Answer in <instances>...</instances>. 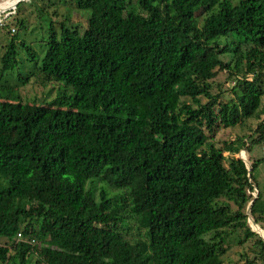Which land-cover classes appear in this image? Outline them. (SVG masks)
Masks as SVG:
<instances>
[{
  "label": "trees",
  "instance_id": "trees-1",
  "mask_svg": "<svg viewBox=\"0 0 264 264\" xmlns=\"http://www.w3.org/2000/svg\"><path fill=\"white\" fill-rule=\"evenodd\" d=\"M28 2L45 15L72 3L85 22L48 16L41 56L6 26L0 73L22 48L39 82L72 91L0 96V264H226L235 230L253 237L242 264H264L247 221L264 229L256 161L234 157L262 144L264 118L249 142L213 139L264 111V0Z\"/></svg>",
  "mask_w": 264,
  "mask_h": 264
},
{
  "label": "rangeland",
  "instance_id": "rangeland-1",
  "mask_svg": "<svg viewBox=\"0 0 264 264\" xmlns=\"http://www.w3.org/2000/svg\"><path fill=\"white\" fill-rule=\"evenodd\" d=\"M37 4L41 5L40 2H37ZM38 14L39 12L35 10L34 6L30 4L28 0H15V2L14 0H0V53L2 52L3 45L8 38L5 31L6 26L13 27L15 32H17L16 36L23 39L30 45L38 56H41L40 47L42 40H45V30L48 16L54 20H59L62 15H68L70 23L77 24L79 26H83L85 22L84 13L75 9L72 3H59L55 9L48 8L46 10V15L43 13ZM20 18L25 19V29L17 30L16 19L18 20ZM225 56L226 55H222L221 59L225 58ZM35 58L38 62L40 57L36 56ZM16 61L17 63L15 66L11 67V69L6 72L0 73V96L6 95L10 98H19L22 101L35 99L41 103L50 101L62 92L65 95L71 93V87H65L62 81L52 79L39 82L34 70L37 62L30 60L22 48H17ZM29 70L32 74H30L28 79H16L18 73L24 75L27 74ZM225 75L226 74L222 72L217 73L213 79V84L211 85V91L215 92L217 86L216 84H220V88H222L221 90H224L222 96L223 98L228 97V92L225 89L230 87L232 84V80L229 78L226 79ZM200 101L203 102L204 98L200 97ZM261 106H264V95L261 97ZM263 118L264 111L259 114L258 119L257 116H253L246 119L244 118L240 123L232 127H221L215 131L213 139L217 142H221L222 140H229L236 135H243L245 140L249 142L250 138L254 136V132L252 130L255 127V124L259 119ZM243 150H246L249 156L256 161L251 174L258 190L264 198V156L261 145L252 143L248 149H240L234 157H240L243 159ZM223 155H226V153H223ZM100 187L107 190V187L102 185V183H100V185L98 184V188ZM248 225L250 229L255 231L249 222ZM262 231L264 233V229H262ZM129 233L130 236H135L136 229L134 225H131ZM206 236L204 235V237ZM252 239L253 237L244 238L241 230H235L225 240V252L219 255L220 258L226 264H242V258H240L239 255L243 252L248 256L251 255Z\"/></svg>",
  "mask_w": 264,
  "mask_h": 264
},
{
  "label": "built area",
  "instance_id": "built-area-1",
  "mask_svg": "<svg viewBox=\"0 0 264 264\" xmlns=\"http://www.w3.org/2000/svg\"><path fill=\"white\" fill-rule=\"evenodd\" d=\"M11 31H13V27L10 28V32H11ZM263 131H264V127H263ZM261 148H262V152H263V156H264V139H263V141H262ZM256 192H257L256 188L253 187V190H252L251 194H252L253 196H255ZM15 236H16L17 240H24V239L22 238L21 233H20L19 231L16 232ZM29 242H33V239H30Z\"/></svg>",
  "mask_w": 264,
  "mask_h": 264
},
{
  "label": "water",
  "instance_id": "water-1",
  "mask_svg": "<svg viewBox=\"0 0 264 264\" xmlns=\"http://www.w3.org/2000/svg\"><path fill=\"white\" fill-rule=\"evenodd\" d=\"M240 158V157H239ZM241 159V158H240ZM246 168H247V170H250V166H246ZM252 201V200H251ZM251 201L248 203V206H247V208H246V213H248V210H249V205H250V203H251ZM247 221L250 223V225L252 226V224L253 225H255V226H257L258 228H259V230H261V228L252 220V218L250 217V216H247ZM255 230V232L259 235V237L262 239V240H264L263 239V237L261 236V234L259 233V231H257L256 229H254Z\"/></svg>",
  "mask_w": 264,
  "mask_h": 264
},
{
  "label": "crops",
  "instance_id": "crops-1",
  "mask_svg": "<svg viewBox=\"0 0 264 264\" xmlns=\"http://www.w3.org/2000/svg\"><path fill=\"white\" fill-rule=\"evenodd\" d=\"M243 149V148H242ZM243 159L241 158V160H243V162L245 163L246 166H250V163L255 161L253 160L249 154L246 152V150H243ZM246 152V153H245ZM259 231H262V230H259Z\"/></svg>",
  "mask_w": 264,
  "mask_h": 264
},
{
  "label": "bare ground",
  "instance_id": "bare-ground-1",
  "mask_svg": "<svg viewBox=\"0 0 264 264\" xmlns=\"http://www.w3.org/2000/svg\"><path fill=\"white\" fill-rule=\"evenodd\" d=\"M19 1V0H18ZM252 226H253V224H252ZM251 226V227H252ZM253 228V227H252ZM254 229V228H253ZM259 233L261 234V236H263L264 237V233H263V231H259Z\"/></svg>",
  "mask_w": 264,
  "mask_h": 264
},
{
  "label": "clouds",
  "instance_id": "clouds-1",
  "mask_svg": "<svg viewBox=\"0 0 264 264\" xmlns=\"http://www.w3.org/2000/svg\"><path fill=\"white\" fill-rule=\"evenodd\" d=\"M14 2H15V0H14Z\"/></svg>",
  "mask_w": 264,
  "mask_h": 264
}]
</instances>
